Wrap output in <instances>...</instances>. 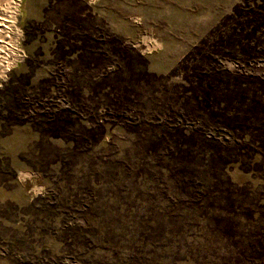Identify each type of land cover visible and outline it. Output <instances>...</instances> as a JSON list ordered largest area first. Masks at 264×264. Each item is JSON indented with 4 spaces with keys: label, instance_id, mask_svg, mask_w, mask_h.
<instances>
[{
    "label": "rangeland",
    "instance_id": "1",
    "mask_svg": "<svg viewBox=\"0 0 264 264\" xmlns=\"http://www.w3.org/2000/svg\"><path fill=\"white\" fill-rule=\"evenodd\" d=\"M3 27L0 264H264V0H0Z\"/></svg>",
    "mask_w": 264,
    "mask_h": 264
},
{
    "label": "trees",
    "instance_id": "2",
    "mask_svg": "<svg viewBox=\"0 0 264 264\" xmlns=\"http://www.w3.org/2000/svg\"><path fill=\"white\" fill-rule=\"evenodd\" d=\"M111 110H118V105H113V107H111ZM117 116H114L113 119H112V122H113V126H121L120 122L117 121ZM212 121V123L216 126H222L224 124L226 130H229L231 131L232 128L235 126V122L237 120L236 116H229V117H226L225 119H223V121H219V120H215V119H210ZM223 154H229V151H226L225 153H221L220 151H216L215 153H213V156L211 155L210 157V160L209 161H215L214 159H220V157L223 156ZM261 157H263L262 154H260Z\"/></svg>",
    "mask_w": 264,
    "mask_h": 264
},
{
    "label": "bare ground",
    "instance_id": "3",
    "mask_svg": "<svg viewBox=\"0 0 264 264\" xmlns=\"http://www.w3.org/2000/svg\"><path fill=\"white\" fill-rule=\"evenodd\" d=\"M2 1H5L6 3H9V0H2ZM6 31H7V29H5L4 27H3V28H0V45H1V43H2L3 46H5V43H3L1 40H2L3 38L6 37V33H4V32H6ZM7 34L9 35V37L11 36V35H10L11 32H7ZM14 44H15V43L13 42V43H12V47H13ZM13 49H14V47H13Z\"/></svg>",
    "mask_w": 264,
    "mask_h": 264
}]
</instances>
